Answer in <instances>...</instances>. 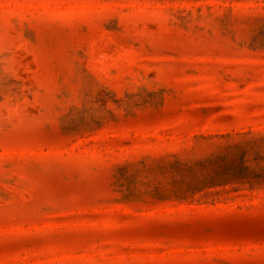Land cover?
Wrapping results in <instances>:
<instances>
[{
    "label": "rangeland",
    "instance_id": "obj_1",
    "mask_svg": "<svg viewBox=\"0 0 264 264\" xmlns=\"http://www.w3.org/2000/svg\"><path fill=\"white\" fill-rule=\"evenodd\" d=\"M0 264H264V0H0Z\"/></svg>",
    "mask_w": 264,
    "mask_h": 264
}]
</instances>
